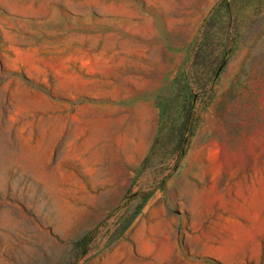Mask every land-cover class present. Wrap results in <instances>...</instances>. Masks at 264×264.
<instances>
[{
    "label": "rangeland",
    "instance_id": "rangeland-1",
    "mask_svg": "<svg viewBox=\"0 0 264 264\" xmlns=\"http://www.w3.org/2000/svg\"><path fill=\"white\" fill-rule=\"evenodd\" d=\"M0 264H264V0H0Z\"/></svg>",
    "mask_w": 264,
    "mask_h": 264
},
{
    "label": "trees",
    "instance_id": "trees-1",
    "mask_svg": "<svg viewBox=\"0 0 264 264\" xmlns=\"http://www.w3.org/2000/svg\"><path fill=\"white\" fill-rule=\"evenodd\" d=\"M182 132L181 135H185L186 133H188L187 135L189 137H191L193 135L194 132V124H192V116L191 114H188L184 121H183V126H182ZM188 143V138H184V139H179L178 141V149L180 151V154L178 155V159L181 158L183 156L184 153V146ZM150 194H147L145 196H143V202L146 201L149 198ZM127 196L124 197V199L122 200V203H124L125 199ZM120 207V205L118 206ZM92 234H93V230L86 233L84 236H82L77 242H76V247L81 249L83 251V253L86 252L88 245L91 243L92 241Z\"/></svg>",
    "mask_w": 264,
    "mask_h": 264
}]
</instances>
